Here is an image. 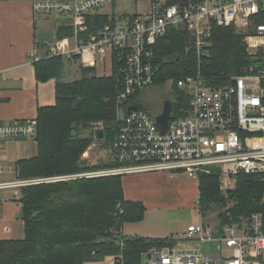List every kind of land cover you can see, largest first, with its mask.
I'll return each mask as SVG.
<instances>
[{
    "label": "built area",
    "instance_id": "built-area-1",
    "mask_svg": "<svg viewBox=\"0 0 264 264\" xmlns=\"http://www.w3.org/2000/svg\"><path fill=\"white\" fill-rule=\"evenodd\" d=\"M147 12L115 17V22L87 35L88 20L106 15L101 9L112 0H34L40 17L62 16L71 21L73 34L57 40L50 56L77 57L83 67L108 65L120 80L119 126L111 143L116 167L69 176L21 179L16 166L0 160V191L58 181L103 176L170 172L199 180L217 171L221 189L233 190L241 174L264 176V0H145ZM110 16V15H109ZM235 27L249 55L256 61L224 86L206 85L201 73L178 81L189 97V108L174 107L168 125L160 131L156 116L129 99L154 85L158 70L156 46L170 29H183L199 61L210 53L216 28ZM87 35L84 39L83 36ZM40 61L36 53L29 56ZM131 106L137 110L128 112ZM181 114L182 116H179ZM37 118L5 123L0 118V143L35 140ZM9 232V229H5ZM181 241L202 246L218 243L219 252L200 248L177 251L173 246L153 248L146 264H264V214L217 227L200 223L188 226ZM123 249V243L120 244ZM83 264H124L123 255Z\"/></svg>",
    "mask_w": 264,
    "mask_h": 264
},
{
    "label": "trees",
    "instance_id": "trees-1",
    "mask_svg": "<svg viewBox=\"0 0 264 264\" xmlns=\"http://www.w3.org/2000/svg\"><path fill=\"white\" fill-rule=\"evenodd\" d=\"M114 18L91 16L87 35L115 22ZM72 34L73 27L67 19L58 29L57 37L60 40ZM156 49L159 68L154 86L171 84L176 95L175 112L189 108V97L177 87L180 79L200 72L207 86L219 88L256 61L247 52L243 37L235 27L214 29L210 53L200 61L191 48L189 33L183 29H170ZM66 61L79 59L50 56L48 50L42 60L34 63L38 82L56 80V104L39 107L37 154L15 163L18 178L69 176L118 165L113 162L89 165L84 155L100 130L104 133L103 140L109 145L113 141L119 126L120 80L114 72L97 76L95 67L81 65L82 77L65 82ZM139 94L132 96L127 104H135L153 114L138 101ZM100 125L103 127L96 129ZM92 128L95 129L88 136L82 135ZM123 177L78 178L23 187L18 203L24 237L0 240V264H83L102 262L119 254L123 255L124 264H146L143 255L150 249L176 245L179 241L172 236L149 238L123 234L125 224L142 222L146 213L143 203L126 199ZM220 188L216 170L201 176L200 214L206 218L213 205L220 204V231L227 224L247 220L255 213L264 214V176L239 175L228 199ZM229 202L233 205L225 209Z\"/></svg>",
    "mask_w": 264,
    "mask_h": 264
},
{
    "label": "crops",
    "instance_id": "crops-1",
    "mask_svg": "<svg viewBox=\"0 0 264 264\" xmlns=\"http://www.w3.org/2000/svg\"><path fill=\"white\" fill-rule=\"evenodd\" d=\"M66 22L62 16L38 17L34 0H0V118L5 123L35 119L39 107L56 104V80L38 82L29 56L36 53L43 57L59 40L58 29ZM37 44L45 47L38 48ZM22 141H33L37 150L35 140ZM8 143H0V152ZM123 187L127 200L141 202L146 208L142 222L123 226L126 236H172L181 241L188 226L202 223L199 180L170 172L143 173L124 176ZM2 194L0 240H5L11 239L5 229L9 227L12 232L9 215L13 212L6 208L8 192Z\"/></svg>",
    "mask_w": 264,
    "mask_h": 264
},
{
    "label": "rangeland",
    "instance_id": "rangeland-1",
    "mask_svg": "<svg viewBox=\"0 0 264 264\" xmlns=\"http://www.w3.org/2000/svg\"><path fill=\"white\" fill-rule=\"evenodd\" d=\"M149 9V4L145 0H112V2L105 7L104 9H101V12L105 13L106 15L115 16L116 18L121 16H134V15H141L145 12H147ZM108 63L105 67L104 64H100L96 68L95 74L97 76H106L111 73L110 69L108 68ZM81 72V64L80 61H74V62H65L64 72H63V80L65 82H74L82 77ZM138 101L145 106L153 115L161 114L163 111L164 103L166 101H176V95L174 94L171 84L167 83L163 87H157L152 86L148 88L147 90L141 92L138 97ZM103 126H96V129H101ZM95 128H92V130L84 131L82 132L83 136H88L92 131H94ZM112 143V142H111ZM87 156H84L87 163L89 165H99V164H109L112 163L111 158V144L107 143L103 139H97L95 140V143L88 149L86 152ZM37 154L36 146L33 141H22V142H9L8 144H5L3 146V151L0 152V160L3 161L4 165L6 167L14 166L16 161L22 158H31ZM106 170V169H104ZM22 189H11L6 191H0V195L5 194V192L8 194V198H6L7 201V209H10L11 215H9L10 219V227H7L10 231L7 232L9 234V238L11 239H21L24 237V228H23V222L20 217L19 209L21 212V204L19 202V199L22 195ZM222 195L228 199L230 193L234 190H228V189H221ZM2 200H4L2 198ZM3 202V201H2ZM233 203L229 202L228 205H226L225 209H228L230 206H232ZM220 204H214L213 210L208 213V216L206 218H202V223L209 225L211 227H217L219 229V219L218 214L221 211L220 210ZM127 234H129L126 231ZM177 251H188L193 250L195 248H200V253L203 254H215L219 252V244L218 243H206L199 245L195 242L191 241H179L175 247ZM148 256L147 254L143 255V261L144 263H147Z\"/></svg>",
    "mask_w": 264,
    "mask_h": 264
},
{
    "label": "water",
    "instance_id": "water-1",
    "mask_svg": "<svg viewBox=\"0 0 264 264\" xmlns=\"http://www.w3.org/2000/svg\"><path fill=\"white\" fill-rule=\"evenodd\" d=\"M174 104L172 101H166L164 103L163 111L160 115L157 116L156 122L160 131H164L168 125L171 113L173 111ZM132 110H137V106H131L128 112ZM104 136L103 131H98L97 139H102Z\"/></svg>",
    "mask_w": 264,
    "mask_h": 264
}]
</instances>
